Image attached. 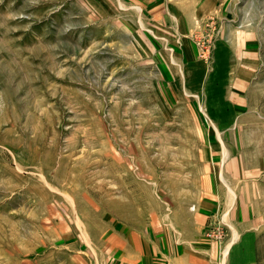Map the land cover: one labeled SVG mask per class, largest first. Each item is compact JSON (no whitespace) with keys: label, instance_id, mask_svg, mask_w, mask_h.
<instances>
[{"label":"rangeland","instance_id":"374dc122","mask_svg":"<svg viewBox=\"0 0 264 264\" xmlns=\"http://www.w3.org/2000/svg\"><path fill=\"white\" fill-rule=\"evenodd\" d=\"M0 264H264V0H0Z\"/></svg>","mask_w":264,"mask_h":264},{"label":"bare ground","instance_id":"6f19581e","mask_svg":"<svg viewBox=\"0 0 264 264\" xmlns=\"http://www.w3.org/2000/svg\"><path fill=\"white\" fill-rule=\"evenodd\" d=\"M232 193H233V191H231ZM233 195H234V193H233ZM229 251V249L227 250V252ZM227 254V253H226ZM150 260V259H149Z\"/></svg>","mask_w":264,"mask_h":264}]
</instances>
